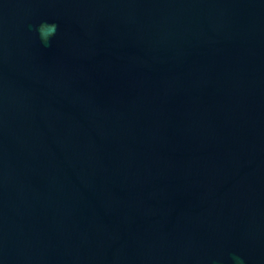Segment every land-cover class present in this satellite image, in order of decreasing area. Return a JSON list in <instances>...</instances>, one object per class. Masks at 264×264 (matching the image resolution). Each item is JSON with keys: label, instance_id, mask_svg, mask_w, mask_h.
Wrapping results in <instances>:
<instances>
[{"label": "water", "instance_id": "water-1", "mask_svg": "<svg viewBox=\"0 0 264 264\" xmlns=\"http://www.w3.org/2000/svg\"><path fill=\"white\" fill-rule=\"evenodd\" d=\"M234 256L264 264V0H0V264Z\"/></svg>", "mask_w": 264, "mask_h": 264}, {"label": "clouds", "instance_id": "clouds-1", "mask_svg": "<svg viewBox=\"0 0 264 264\" xmlns=\"http://www.w3.org/2000/svg\"><path fill=\"white\" fill-rule=\"evenodd\" d=\"M56 24L54 22L52 23H42L39 26V34H40V38L41 40L45 43V45L47 46V43L49 41V38L54 35L55 30H56ZM235 264H245V261L242 257L239 256H234L233 257Z\"/></svg>", "mask_w": 264, "mask_h": 264}]
</instances>
